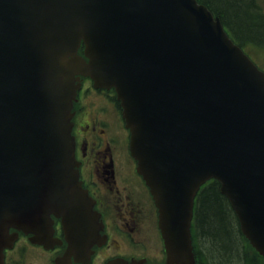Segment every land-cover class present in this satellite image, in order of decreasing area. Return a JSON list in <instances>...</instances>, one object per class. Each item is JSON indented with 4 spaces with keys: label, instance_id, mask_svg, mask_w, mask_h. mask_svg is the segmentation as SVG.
Wrapping results in <instances>:
<instances>
[{
    "label": "water",
    "instance_id": "water-1",
    "mask_svg": "<svg viewBox=\"0 0 264 264\" xmlns=\"http://www.w3.org/2000/svg\"><path fill=\"white\" fill-rule=\"evenodd\" d=\"M76 74L116 87L171 264L192 260V200L211 176L264 253V73L218 16L197 0H0V264L10 228L46 234L51 212L73 246L98 238L74 169Z\"/></svg>",
    "mask_w": 264,
    "mask_h": 264
},
{
    "label": "flooded vegetation",
    "instance_id": "flooded-vegetation-1",
    "mask_svg": "<svg viewBox=\"0 0 264 264\" xmlns=\"http://www.w3.org/2000/svg\"><path fill=\"white\" fill-rule=\"evenodd\" d=\"M257 3L262 29L255 36L254 46L264 54V0ZM82 83L87 88L81 97L77 95L73 116L77 168L83 187L93 199V210L99 214V239L103 241L87 249L91 255L87 264H100V260L118 255L146 258L145 264L152 258L155 264H166L158 208L131 154L130 132L122 118L120 102L113 89L96 88L88 77H83ZM54 220L52 240L47 244L35 242L32 234L21 231L13 246L6 249V264H22L27 255L41 264H58V259L68 252L69 242L61 219ZM240 245L244 248L243 243ZM105 253L111 255L104 257ZM253 254V262L262 264V259ZM70 255L72 264L86 260L85 252L77 253L80 262L72 251ZM237 262L246 264L245 256Z\"/></svg>",
    "mask_w": 264,
    "mask_h": 264
},
{
    "label": "trees",
    "instance_id": "trees-1",
    "mask_svg": "<svg viewBox=\"0 0 264 264\" xmlns=\"http://www.w3.org/2000/svg\"><path fill=\"white\" fill-rule=\"evenodd\" d=\"M201 1L220 14L237 36L254 38L261 32L262 25L253 0ZM199 226L204 241L209 244L206 248L211 258H218L225 264L242 253L238 224L226 197L219 191L217 181L201 193Z\"/></svg>",
    "mask_w": 264,
    "mask_h": 264
},
{
    "label": "rangeland",
    "instance_id": "rangeland-1",
    "mask_svg": "<svg viewBox=\"0 0 264 264\" xmlns=\"http://www.w3.org/2000/svg\"><path fill=\"white\" fill-rule=\"evenodd\" d=\"M205 246L208 247L209 244L207 243ZM216 259H218V258H216ZM225 262L227 263V261H225ZM31 263L32 264H41V262H39V260L37 258L31 257L30 255H27L26 260L22 264H31Z\"/></svg>",
    "mask_w": 264,
    "mask_h": 264
}]
</instances>
